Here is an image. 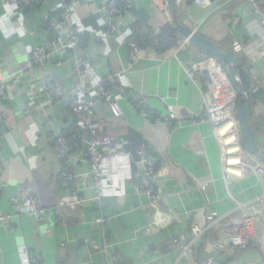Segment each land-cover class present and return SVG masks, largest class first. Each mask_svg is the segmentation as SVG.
<instances>
[{
	"label": "crops",
	"instance_id": "1",
	"mask_svg": "<svg viewBox=\"0 0 264 264\" xmlns=\"http://www.w3.org/2000/svg\"><path fill=\"white\" fill-rule=\"evenodd\" d=\"M65 1L72 7L77 35L89 39L81 46V59H89L102 75L115 76L118 86L125 88L123 118L116 119L102 101L95 109L100 133L117 141L112 150L130 154L133 179L124 183V197H106L76 209L58 207L68 192L61 176L65 161L59 158L55 140L59 134L70 136L76 130L71 110L81 80L74 69L76 58L73 52H57L44 68L23 72L25 46L53 48V34L43 24L46 17L60 24L61 11L57 3L50 2L25 11L16 7L7 13L0 0V83L6 85L0 106V159L6 162L0 166L4 186L0 218H6L0 221V264H30L25 250L41 255L43 264H252L254 253L239 252L230 243L217 253L218 231L194 238L192 230L202 223L197 218L201 213L223 214L239 206L228 198L232 192L243 200L240 207L248 205L257 213L254 220L264 244V195L256 180H237L230 185L223 179L219 145L206 113L211 74H199L194 67L212 58L192 45L183 51L174 48L184 39L178 36L180 40H174L175 17L181 24L188 20L225 51L233 50L234 40L243 45L241 67L251 72L253 80L251 122L264 150V24L251 1L212 0L219 5L211 11L195 6L183 11L175 5L174 15L172 0H135V19L141 27L137 25V29L161 36L167 46L162 51L156 45L141 47L128 40L119 44L109 38L100 13L106 0ZM254 1L264 15V0ZM82 78L88 79L85 72ZM45 81L61 84L66 99L47 105L37 92L40 98L30 105L31 87L39 88ZM136 97L146 100L152 119L136 107ZM143 147L147 158L159 166L162 201L158 208H152L149 198L134 189L146 176L145 159L138 154ZM71 150L72 186L79 196L93 198L96 190L87 145L81 142ZM244 169L236 174H243ZM257 174L253 169L249 177ZM202 180L208 181L207 193L199 187ZM22 188L32 190L39 210L50 208L54 214L41 223L19 211L13 199ZM181 235L190 244L187 250H183L186 245L173 242ZM260 254L264 263V248Z\"/></svg>",
	"mask_w": 264,
	"mask_h": 264
},
{
	"label": "built area",
	"instance_id": "2",
	"mask_svg": "<svg viewBox=\"0 0 264 264\" xmlns=\"http://www.w3.org/2000/svg\"><path fill=\"white\" fill-rule=\"evenodd\" d=\"M224 1L229 3L233 0ZM249 1L253 4L254 11L262 17L264 24V15L261 9L254 0ZM4 2L8 4L15 3L20 11L38 8L41 4L45 5L55 2L57 3V10L61 11L60 24L52 21L49 17L45 18L43 24L46 31L53 34L51 46L55 49L43 46H25L27 60L21 63L23 72L33 68H44L49 61L55 59L57 52H73L76 58L74 69L81 78L71 100V110L76 116V130L70 136L59 134L55 140L59 158L65 161L66 171H63L61 176L64 180V187L68 192L67 195L59 200L58 207L76 209L81 205L101 200L102 198L124 197L126 195L124 183L133 179L132 159L128 153H116L112 150L117 141L100 133L101 123L95 108L97 102L102 101L107 104L116 119L123 118L124 112L121 102L125 100V88L118 86V80L115 76L102 75L95 69L89 59H81V37L77 35L73 28L72 7L67 6L65 0H4ZM176 3L183 11L190 9V6L211 11V9H215L219 5L218 2L215 3L212 0H176ZM134 4L135 0H106L100 9L104 26L107 28V36L111 39H116L119 44L127 43L126 41L134 34L133 25L136 22L135 14L133 13ZM182 24L193 30L198 29L189 23L188 20H184ZM63 31L65 36H63ZM121 35L124 36V39L120 38ZM189 46L191 45L188 41L183 39L179 43L178 48H174L177 51H183ZM233 51L237 55L244 51L243 45L237 40L233 42ZM194 65L199 74H204V71H208L211 74L212 83L208 85L209 92L205 95V100L207 101L206 113L208 115V123L219 145L223 179L233 185L238 183V181L242 183L246 180H255V178L263 177L264 174L260 173L251 178L249 177L253 169H260V171L264 172V168L255 166L256 164H254L252 157L247 155L243 149L240 126L236 117L237 91L234 90L230 83L228 84L229 88L224 90L226 96L222 93L224 92L223 86H225L224 80H226L227 72H225L223 66L210 58H205L204 62L201 61ZM83 72L86 73L87 80L82 78ZM227 83L229 82L227 81ZM5 86L4 82L0 83V106L3 104V98L5 97ZM37 92L42 96L41 98L46 100L47 105L66 99V93L61 84L54 81H45L39 88L36 86L31 87V91L28 93L30 105H34L35 101L40 98ZM135 101L136 107L142 110L145 118L152 119L154 117L153 111L149 108L144 98L136 97ZM81 142L87 145L88 153L91 157L92 175L96 190V195L93 198L79 196L72 186L75 177L70 173L72 168V163L69 161L70 152L72 151V145ZM138 154L145 159L146 176L142 183L135 185L134 189L138 194H144L149 198V204L152 208H158L162 201L161 191L157 183L160 173L158 163L147 158L146 147L141 148ZM244 160L247 162L246 165ZM242 161L243 163H241ZM5 165L6 162L0 159V166ZM243 168H245L243 174H236L238 169ZM228 169H231V172ZM198 183L201 190L207 193L208 181L202 180ZM258 185L261 186L260 183ZM3 191L4 186L0 184V195ZM13 205L19 211L30 214L41 223L48 216L54 214L50 208L39 210L37 198L30 188H22L18 197L13 199ZM242 205L244 204H239V208L248 207V205L240 207ZM240 215H236L233 212L223 214L203 212L197 217L202 223L193 227L194 238H200L211 231H218L221 234V240L215 248L217 253L224 251L225 246L230 243L239 252L254 253L256 258L252 264H264L261 261L260 254L264 244L259 241V233L254 220L257 213L253 208H250V210L248 209L247 212H243ZM5 219L0 218V221ZM173 242L176 246L186 245L183 250H187L190 245L185 235L178 236L173 239ZM25 254L28 256L30 264H43L41 255L30 254L27 250H25Z\"/></svg>",
	"mask_w": 264,
	"mask_h": 264
},
{
	"label": "water",
	"instance_id": "3",
	"mask_svg": "<svg viewBox=\"0 0 264 264\" xmlns=\"http://www.w3.org/2000/svg\"><path fill=\"white\" fill-rule=\"evenodd\" d=\"M176 0H172V10L175 15ZM175 29L197 49L223 61L227 66L229 76L232 78L236 91L241 95L236 104V117L240 126L242 144L245 153L264 163V150L259 143L257 134L251 122V107L249 102V91L252 89V75L245 67H238V55L233 50L221 49L215 41L200 34L181 23L175 17ZM173 46V45H172Z\"/></svg>",
	"mask_w": 264,
	"mask_h": 264
},
{
	"label": "trees",
	"instance_id": "4",
	"mask_svg": "<svg viewBox=\"0 0 264 264\" xmlns=\"http://www.w3.org/2000/svg\"><path fill=\"white\" fill-rule=\"evenodd\" d=\"M133 13L135 14V6L133 8ZM139 26V29H141L140 25H139V22H135V24L133 25V27H136V26ZM139 29H135V33L133 34V36L131 38L128 39V42L129 44L135 42L137 43L139 46L141 47H147V45H156L157 47L159 46V48H161V51L162 49H166V44L163 40V38L157 34H154L151 30L148 29L147 33L144 34L142 32H140ZM178 36L180 37L181 35L179 34L178 31L175 32V35H174V40H176L178 42ZM182 38V37H181ZM89 39H87L86 37L82 36L81 37V45H84L88 42ZM167 50V49H166ZM203 54H205L206 56L208 57H211L217 64H221L223 65V67L225 68L226 67V64L219 60V59H216L214 58L213 56L201 51ZM238 67H241L242 66V59L239 55V61H238ZM250 93V91H249ZM241 95L239 93H236V99L237 101L240 99Z\"/></svg>",
	"mask_w": 264,
	"mask_h": 264
},
{
	"label": "rangeland",
	"instance_id": "5",
	"mask_svg": "<svg viewBox=\"0 0 264 264\" xmlns=\"http://www.w3.org/2000/svg\"><path fill=\"white\" fill-rule=\"evenodd\" d=\"M210 27L209 26H207L206 27V30H208ZM133 29L135 30H137V27H133ZM205 35V34H204ZM224 68V67H223ZM225 70V69H224ZM225 72H227L226 70H225ZM208 75V74H207ZM208 78V77H207ZM226 80H224V84H225V86H223L224 87V89H228L229 87H228V84H232V86L234 87V90H236V88H235V85H234V82H233V80H232V78L228 75V72H227V75H226V78H225ZM227 81L229 82V83H227ZM252 160H253V162H254V164H256L255 166H261V167H263L264 168V163H262L261 161H259L258 159H256V158H254V157H252ZM255 180L257 181V184L258 183H260V194L261 195H264V176L263 177H258V178H255ZM227 184H229L228 182H227ZM234 193H232V192H230L227 196H228V198L230 197V198H232V199H234L235 201V203H237L238 205L239 204H241V203H244L243 202V200L242 201H239L238 199H236L234 196H232ZM235 194H236V192H235ZM260 195V196H261ZM228 198L226 199V200H228ZM260 201V200H259ZM257 203V205L259 204L258 202H256ZM253 205H256V204H253ZM249 210H250V206L249 207H247ZM247 208H239V206L237 207H234L232 210H230V211H227V212H225V213H230V212H233L234 214H236V215H239V216H241L240 214L241 213H243V212H247L248 211V209ZM259 232V241L260 242H262L263 241V235L261 234L262 232L261 231H258Z\"/></svg>",
	"mask_w": 264,
	"mask_h": 264
},
{
	"label": "clouds",
	"instance_id": "6",
	"mask_svg": "<svg viewBox=\"0 0 264 264\" xmlns=\"http://www.w3.org/2000/svg\"><path fill=\"white\" fill-rule=\"evenodd\" d=\"M16 7L17 5L15 3H12V4L5 3L4 4V8L7 13H12L13 9H15Z\"/></svg>",
	"mask_w": 264,
	"mask_h": 264
},
{
	"label": "bare ground",
	"instance_id": "7",
	"mask_svg": "<svg viewBox=\"0 0 264 264\" xmlns=\"http://www.w3.org/2000/svg\"><path fill=\"white\" fill-rule=\"evenodd\" d=\"M229 171H230V169H228ZM256 172H258V173H260V174H264V172L263 171H260V169H254ZM238 171H240V170H238ZM242 174V171H241V173H239V175H241Z\"/></svg>",
	"mask_w": 264,
	"mask_h": 264
}]
</instances>
